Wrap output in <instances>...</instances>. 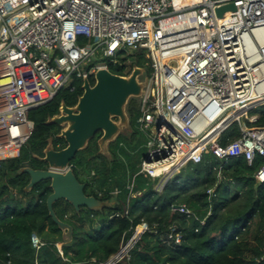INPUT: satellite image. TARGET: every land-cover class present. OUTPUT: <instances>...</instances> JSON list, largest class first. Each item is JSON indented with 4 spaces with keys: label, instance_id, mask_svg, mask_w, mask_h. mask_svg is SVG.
Returning <instances> with one entry per match:
<instances>
[{
    "label": "built area",
    "instance_id": "2783aa9c",
    "mask_svg": "<svg viewBox=\"0 0 264 264\" xmlns=\"http://www.w3.org/2000/svg\"><path fill=\"white\" fill-rule=\"evenodd\" d=\"M228 4L236 10L219 18L217 8ZM118 55L127 60L118 61ZM139 55L151 69L135 121L147 151L127 186L129 197L142 193L135 191L137 176L160 193L207 154L222 162L220 181L230 160L252 165L257 156L264 159V126L243 123H256L259 117L251 112L264 105L251 107L264 100V0H0V169L33 136L30 111L64 89L75 93L78 81L83 85L101 69L130 66V57ZM235 124L239 137L223 145L222 136ZM254 177L264 183V164ZM207 193L214 196L213 189ZM174 209L191 215L185 205ZM146 232L147 223L136 226L123 254L104 264L128 257ZM172 239L178 244L182 237L171 232L166 242ZM31 240L38 251L45 246L36 233Z\"/></svg>",
    "mask_w": 264,
    "mask_h": 264
},
{
    "label": "trees",
    "instance_id": "16d2710c",
    "mask_svg": "<svg viewBox=\"0 0 264 264\" xmlns=\"http://www.w3.org/2000/svg\"><path fill=\"white\" fill-rule=\"evenodd\" d=\"M146 63L139 55L133 57L129 68L113 64L110 70L125 75L133 66H140L150 72ZM90 81L95 84L93 77ZM77 85L75 93L64 89L51 102L30 111L35 131L28 146L18 158L6 160L0 169V264H104L120 252L136 226L144 222L150 232L143 234L129 256L116 264H264V183L254 177L264 164L260 156L252 165L244 158L230 160L223 165L220 181L218 170L222 162L207 154L201 163H189L160 193L154 191L152 181L137 176L135 191L142 193L129 197L127 186L145 155L138 146L141 142L135 128L136 100L128 107L132 133L111 143L109 157L99 154L98 134L71 162L77 178L87 184L88 196L102 202L116 198V203L101 210L83 208L80 212L66 201L55 203L58 218L73 229L72 240L68 241L66 232L49 214L51 182L44 181L26 191L30 176L22 170L43 169L47 165L39 157L44 156L50 138H54L55 147L59 143L65 147L64 140L57 138L61 127L47 122L59 114L63 102L70 107L77 104L83 94L81 82ZM251 114L259 117L256 123H250L252 126H264V105ZM239 134L235 124L222 136L221 143L226 145ZM237 184L241 188L234 190ZM115 189L121 191L117 196L110 194ZM210 189L214 196L208 195ZM62 202L68 206L59 214L55 208ZM183 205L191 215L174 209ZM82 223L89 224L91 232ZM171 232L181 235L180 243L174 239L166 242ZM33 233L45 243L39 251L32 245ZM57 244H62L63 254Z\"/></svg>",
    "mask_w": 264,
    "mask_h": 264
},
{
    "label": "water",
    "instance_id": "95a60500",
    "mask_svg": "<svg viewBox=\"0 0 264 264\" xmlns=\"http://www.w3.org/2000/svg\"><path fill=\"white\" fill-rule=\"evenodd\" d=\"M235 10L234 4H228L218 7L216 12L217 16L222 18L225 12ZM94 80V85L90 79L84 80L83 94L75 106L70 107L63 102L59 114L47 122L48 125L61 127L57 138L64 140L65 147L56 149L54 138H50L41 158L48 168L42 170L26 167L22 170L30 176L26 191L44 181L51 182L52 193L47 198L49 214L59 228L67 233L69 240H72L73 229L58 218L54 210L55 203L66 201L77 212L83 208H105V202L86 194L87 184L80 182L74 170L69 168L71 162L98 134H101L98 140L99 154L110 156L111 143L121 135L128 136L126 132L132 133L129 104L145 95L149 83L146 69L140 66H133L127 75L101 69L96 73ZM122 254L123 251L120 250L118 256Z\"/></svg>",
    "mask_w": 264,
    "mask_h": 264
},
{
    "label": "rangeland",
    "instance_id": "374dc122",
    "mask_svg": "<svg viewBox=\"0 0 264 264\" xmlns=\"http://www.w3.org/2000/svg\"><path fill=\"white\" fill-rule=\"evenodd\" d=\"M134 56H131L130 57V59L131 58H133ZM118 61H120V62H125L126 60H127V57H123V56H121V55H118L117 56V58H116ZM105 64H108V63H111V59H107V58H103V59H101ZM135 60V59H134ZM133 61V60H132ZM147 64V63H146ZM127 66H129V65H127ZM147 66L150 68V64H149V62H148V64H147ZM145 69H146V75L149 77L150 75H151V71L150 72H148V68L147 67H145ZM132 70V69H131ZM130 70V71H131ZM129 71V70H128ZM127 73V72H126ZM149 74V75H148ZM137 101V100H136ZM138 102V101H137ZM252 115V114H251ZM243 123L244 124H247V125H251L250 124V122H249V120L248 119H243ZM126 134H128V136H130V132H126ZM138 141L139 142H141V144H138V146L139 147H141V149H143V151H144V153H146V151H147V149H146V143H147V138L143 135V134H141V133H139L138 134ZM136 143H138V142H136ZM28 145H26L24 148H23V150L27 147ZM138 147V148H139ZM237 188H241V186L240 185H236L235 187H234V190L235 189H237ZM115 203H116V198H114V200H112L111 202H105V208L106 207H111V206H113V205H115ZM66 206H68V205H66V204H64L63 202L61 203V204H59V205H56V211L59 213V214H61L62 213V211H63V208L65 209L66 208ZM82 225L86 228V230L87 231H89V232H91V227L89 226V224H87V223H82ZM97 226V225H96ZM96 228V227H95ZM65 237H66V239L69 241V238H68V236H67V233H66V235H65ZM125 245V244H124ZM123 245V246H124ZM122 246V247H123Z\"/></svg>",
    "mask_w": 264,
    "mask_h": 264
},
{
    "label": "bare ground",
    "instance_id": "6f19581e",
    "mask_svg": "<svg viewBox=\"0 0 264 264\" xmlns=\"http://www.w3.org/2000/svg\"><path fill=\"white\" fill-rule=\"evenodd\" d=\"M263 103H264V100H257V101H255V102L251 103V107L254 108V107H256V106H258V105H261V104H263ZM229 124H230L229 122H226L225 124H222L221 126H219L218 128H216V129L213 131L211 137H213V135H215L216 133H218L221 129L227 127ZM176 172H177V171H176ZM166 179H167V178H164V179L160 182V184H159V188L162 187V186L165 184Z\"/></svg>",
    "mask_w": 264,
    "mask_h": 264
},
{
    "label": "flooded vegetation",
    "instance_id": "af4514ba",
    "mask_svg": "<svg viewBox=\"0 0 264 264\" xmlns=\"http://www.w3.org/2000/svg\"><path fill=\"white\" fill-rule=\"evenodd\" d=\"M41 158L42 157H39V159L41 160ZM42 161V160H41ZM48 168V166L46 165L42 170H44V169H47Z\"/></svg>",
    "mask_w": 264,
    "mask_h": 264
},
{
    "label": "clouds",
    "instance_id": "9594fccd",
    "mask_svg": "<svg viewBox=\"0 0 264 264\" xmlns=\"http://www.w3.org/2000/svg\"><path fill=\"white\" fill-rule=\"evenodd\" d=\"M61 248H62V244H61Z\"/></svg>",
    "mask_w": 264,
    "mask_h": 264
}]
</instances>
